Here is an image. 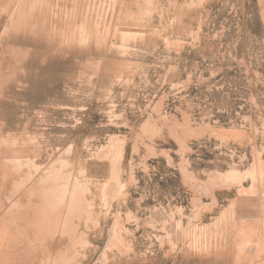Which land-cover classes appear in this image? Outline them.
<instances>
[{"label":"rangeland","instance_id":"obj_1","mask_svg":"<svg viewBox=\"0 0 264 264\" xmlns=\"http://www.w3.org/2000/svg\"><path fill=\"white\" fill-rule=\"evenodd\" d=\"M0 242L264 264V0H0Z\"/></svg>","mask_w":264,"mask_h":264},{"label":"bare ground","instance_id":"obj_2","mask_svg":"<svg viewBox=\"0 0 264 264\" xmlns=\"http://www.w3.org/2000/svg\"><path fill=\"white\" fill-rule=\"evenodd\" d=\"M25 208H27V206L18 209V214H17L16 220H17V222L20 221V223L24 224L23 226L26 227V225H27V227H28L29 225H28V222L26 223L25 217H26L28 214L30 215V213L26 214V213H27V212H26L27 209H25ZM33 209H34V208H33ZM28 212H29V211H28ZM30 212H31V211H30ZM39 212H40V211H38L37 209H34L33 212H31V213H33L34 217H37L38 215H41V213H39ZM27 218H29V217H27ZM32 219H33V218H32ZM34 219H35V218H34ZM36 219H37V218H36ZM39 221H40V220H39ZM36 222H38V219H37ZM41 222H42V220H41ZM31 223H33L34 225H36V223H35L34 221H31ZM39 223H40V222H39ZM39 223H38V225H39ZM33 224H32V225H33ZM30 225H31V224H30ZM40 225H41V223H40ZM23 226H22V227H23ZM35 227H36V226H35ZM37 227H38V226H37ZM30 228H31L32 230L36 229V228H34V227H33L34 229H33L32 227H30ZM41 228H42V227H41ZM41 228H40V229H41ZM22 229L25 230L24 228H22ZM22 232H23V231H22ZM22 232H21V233H22ZM35 232H36V231H35ZM3 240H4V239H3ZM13 240H15V238H13ZM0 243H1V242H0ZM2 243L4 244V242H2ZM2 243H1V244H2ZM3 244H2V245H3ZM6 246H7V245H6ZM0 247H1V246H0ZM2 247H3V246H2ZM2 247H1V248H2ZM4 247H5V246H4ZM7 247H9V246H7ZM7 247H6V248H7ZM11 247H12V246H11ZM1 248H0V249H1ZM8 249H9V248H8ZM10 249H11V248H10ZM10 249H9V250H10ZM1 250H2V249H1ZM0 264H1V263H0Z\"/></svg>","mask_w":264,"mask_h":264}]
</instances>
